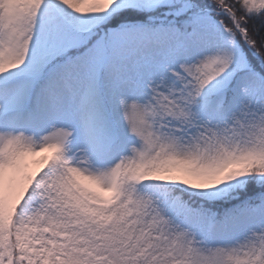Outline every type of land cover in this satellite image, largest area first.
Segmentation results:
<instances>
[{
	"label": "snow or ice",
	"instance_id": "obj_1",
	"mask_svg": "<svg viewBox=\"0 0 264 264\" xmlns=\"http://www.w3.org/2000/svg\"><path fill=\"white\" fill-rule=\"evenodd\" d=\"M0 264H264V0H0Z\"/></svg>",
	"mask_w": 264,
	"mask_h": 264
}]
</instances>
